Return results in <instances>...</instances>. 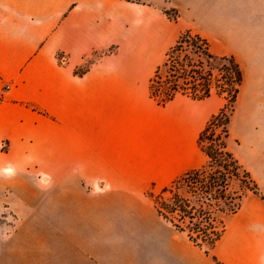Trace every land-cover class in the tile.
<instances>
[{
    "label": "crops",
    "instance_id": "obj_1",
    "mask_svg": "<svg viewBox=\"0 0 264 264\" xmlns=\"http://www.w3.org/2000/svg\"><path fill=\"white\" fill-rule=\"evenodd\" d=\"M160 1L0 0L1 204L17 217L46 209L50 233L67 239L33 245L49 249L48 257L9 245L0 264H215L212 255L221 264H264V177H254L255 169L247 170L261 195L243 194L210 254L144 194L150 183L167 185L206 162L199 153L187 163V139L172 148L169 141L171 117L178 135L188 125L191 144L201 115L157 105L148 93L151 76L145 82L149 69L133 65L137 43L154 65L177 33L155 13ZM166 1L181 17L202 19L207 29L196 33L225 43L221 54L234 55L243 71L244 104L264 117V0Z\"/></svg>",
    "mask_w": 264,
    "mask_h": 264
},
{
    "label": "trees",
    "instance_id": "obj_2",
    "mask_svg": "<svg viewBox=\"0 0 264 264\" xmlns=\"http://www.w3.org/2000/svg\"><path fill=\"white\" fill-rule=\"evenodd\" d=\"M162 12L167 17L173 12L172 20L179 15L175 7ZM83 72L75 69L77 74ZM242 83L243 71L235 56L214 53L209 40L190 29L177 36L149 79V97L159 106L177 95L204 100L216 94L224 99L197 136L206 162L185 171L157 193L146 191L157 214L207 254L225 229L224 216L239 208L243 194L261 195L257 182L229 147V126Z\"/></svg>",
    "mask_w": 264,
    "mask_h": 264
},
{
    "label": "rangeland",
    "instance_id": "obj_3",
    "mask_svg": "<svg viewBox=\"0 0 264 264\" xmlns=\"http://www.w3.org/2000/svg\"><path fill=\"white\" fill-rule=\"evenodd\" d=\"M140 1V0H139ZM240 3L241 0H234V3ZM160 9L155 10L157 15L161 17L171 20L173 23V27L177 30L176 35L171 39L170 44L165 47V50L159 55L158 59L153 65V59L150 55V51L148 47L143 44V42L137 43L135 49L133 50V65H144L149 70V74L145 73H137L135 77L138 82H141V78L145 75V82L148 83V78L153 73L155 67L163 60L164 54L167 49L175 42L177 36L184 30L190 29L193 32H202L206 31L205 23L202 19L197 18L193 14H187L184 16L178 15L176 20H172L173 12L167 17L163 14L162 10L167 8V1L161 0ZM221 3V2H220ZM228 3V2H227ZM149 7H154V2L150 1L148 3ZM228 12L232 13L233 16H238L240 14V9L231 8ZM179 13V12H178ZM240 17V16H239ZM134 31V30H133ZM137 31V30H136ZM139 32V30H138ZM203 35L207 36L210 40L211 50L218 55H232V54H221L222 50L225 47V43L220 40V38L215 36H208L206 33ZM169 43V42H168ZM167 43V44H168ZM115 50L109 49L105 51V55L112 54ZM102 53H97L91 55L87 58V61L77 67V71H84L90 62L95 60L96 56ZM104 55V56H105ZM234 56V55H233ZM236 58V57H235ZM237 59V58H236ZM238 60V59H237ZM239 62V60H238ZM214 94L213 96L204 99V100H193L187 96H178L176 100L173 102H168L167 104L173 108L184 109L185 112H197L201 115L203 121L200 129L204 126L208 118L216 113L218 109L222 106V102H224L223 97ZM222 98V99H221ZM214 101H219V103L213 107ZM166 104V105H167ZM165 106V105H164ZM264 111V107H263ZM259 112L257 110H251V107H248L244 104L241 98V87L239 91V95L237 101L235 103V109L231 117L230 122V138H229V147L233 151L234 155L238 158L240 163L246 169H255L252 175L254 177L260 176L264 177V117L259 116ZM180 128V125L177 123L176 119L170 118V136L169 141L171 148L175 145L177 138L187 139L188 140V131L189 127L185 124L183 133L181 132L178 135L177 130ZM199 129V130H200ZM197 135V134H196ZM195 135V138H196ZM194 138L193 142L190 144L186 140L185 148L187 152V156L190 158H185L187 163H195L199 160V153L206 160V156L199 149L196 139ZM194 150L195 152H193ZM201 158V157H200ZM178 177V176H177ZM175 179V178H174ZM169 184V183H168ZM167 184V185H168ZM166 186V185H164ZM164 186L156 185L154 182L150 183L146 191L152 190L154 193L159 192ZM232 189H237L236 183H232ZM261 193V192H260ZM148 197V196H147ZM3 194L0 192V257L2 256V251L5 248V253L3 256H10L9 252L12 251V246L9 245H23L21 246L22 252L26 253H36L41 257H48L50 250L43 246L42 248L33 249V245H65L64 241H66L65 235L60 234H51V222H50V214L46 213V209L40 210H31L27 213V216L17 217L15 213L9 210L7 207L8 204H1L4 200ZM149 198V197H148ZM45 210V211H44ZM58 237L61 241L58 240ZM27 256V255H26Z\"/></svg>",
    "mask_w": 264,
    "mask_h": 264
},
{
    "label": "built area",
    "instance_id": "obj_4",
    "mask_svg": "<svg viewBox=\"0 0 264 264\" xmlns=\"http://www.w3.org/2000/svg\"><path fill=\"white\" fill-rule=\"evenodd\" d=\"M60 59H63V57H61Z\"/></svg>",
    "mask_w": 264,
    "mask_h": 264
}]
</instances>
